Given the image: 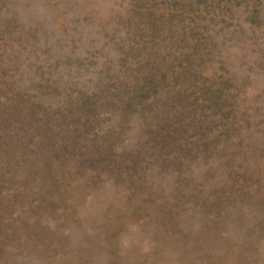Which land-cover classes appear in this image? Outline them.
<instances>
[{"label":"rangeland","instance_id":"obj_1","mask_svg":"<svg viewBox=\"0 0 264 264\" xmlns=\"http://www.w3.org/2000/svg\"><path fill=\"white\" fill-rule=\"evenodd\" d=\"M0 264H264V0H0Z\"/></svg>","mask_w":264,"mask_h":264}]
</instances>
